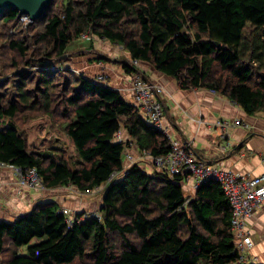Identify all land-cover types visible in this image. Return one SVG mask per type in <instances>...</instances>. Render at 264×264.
<instances>
[{"label":"trees","instance_id":"1","mask_svg":"<svg viewBox=\"0 0 264 264\" xmlns=\"http://www.w3.org/2000/svg\"><path fill=\"white\" fill-rule=\"evenodd\" d=\"M21 16L13 8L0 14V47L17 71L11 94L0 82V163L36 168L46 190L105 188L99 209L71 222L57 201L0 220V264H242L220 184L211 180L187 197L185 174L147 173L139 164L124 171L119 132L154 157L170 152L168 137L117 89L49 67L66 60L73 41L97 37L181 89L210 90L249 116L264 114V0H52L11 34ZM123 68L140 70L127 61ZM23 113L64 120L74 154L31 148L19 130Z\"/></svg>","mask_w":264,"mask_h":264},{"label":"crops","instance_id":"2","mask_svg":"<svg viewBox=\"0 0 264 264\" xmlns=\"http://www.w3.org/2000/svg\"><path fill=\"white\" fill-rule=\"evenodd\" d=\"M79 41L77 47L69 48L68 55L81 52L82 55H75L88 60L86 64L84 60L76 61L78 68H83V75L96 80L97 75L101 73L109 74L107 85L120 91L127 102L136 105L131 80L134 75L127 73L123 63L116 62L119 61L116 57L112 61L99 59L96 54V51H99L96 41ZM127 58V61H131L129 53ZM140 66L148 79L151 78L157 84L165 86L162 99L166 125L175 139L188 140L191 143L192 151L198 160L212 163L233 173L249 175L264 173V114L249 116L225 96L205 89H181L175 78L157 72L150 66ZM236 119L242 121V124L235 125ZM223 120H230V125L224 128L218 123ZM121 133L130 153H137L141 157L143 151L137 148L127 130L123 129ZM224 145L228 146L223 149ZM46 146L61 148V145L57 144ZM135 164H139L147 173L159 170L148 158L139 159ZM184 189L187 193L195 192L189 180L185 181ZM45 190L19 189L13 170L7 166H0V220H14L29 212L38 202L57 201L61 208H67L74 213H89L92 204L97 211L102 201L101 197V200L95 198L92 202L94 197H91V194H85L73 186L47 189L46 191H50L49 195L44 194ZM246 230L253 243L247 251L246 264H264V205L252 217L246 219Z\"/></svg>","mask_w":264,"mask_h":264},{"label":"built area","instance_id":"3","mask_svg":"<svg viewBox=\"0 0 264 264\" xmlns=\"http://www.w3.org/2000/svg\"><path fill=\"white\" fill-rule=\"evenodd\" d=\"M21 20L29 22L31 18L28 15H22ZM82 38L91 39V36L83 34ZM57 65L53 64L51 69L56 70ZM59 67L61 68L62 65ZM102 80H105L102 75L96 78L99 83H102ZM103 83L105 84L104 81ZM161 90V85L153 84L139 75L133 82L135 102L142 117L166 135L171 144V150L168 154L154 157L149 152L144 151L140 160L148 158L157 169L170 175L185 174L184 183L189 180L195 190L211 180L217 181L230 202L232 209L231 224L236 239V248L240 254L239 260L240 263L246 264L247 251L253 245L251 236L246 230V219L252 217L264 205V173L259 175L233 173L212 163L198 160L192 151L191 143L175 139L170 128L166 125L164 106L156 96ZM218 123L224 128L230 125V122L226 120ZM234 124L240 125L242 121L236 119ZM121 138L122 134L119 132L116 139L120 141ZM227 146L224 145L223 149ZM126 152L124 154V171L137 162L130 157L129 150ZM0 166H7L13 170L21 190L46 189L36 168L22 169L5 163H0ZM60 212L68 222L73 221L75 217L73 211L61 208Z\"/></svg>","mask_w":264,"mask_h":264},{"label":"rangeland","instance_id":"4","mask_svg":"<svg viewBox=\"0 0 264 264\" xmlns=\"http://www.w3.org/2000/svg\"><path fill=\"white\" fill-rule=\"evenodd\" d=\"M61 2H63V0H54V3L60 4ZM33 22H34V20H32V19L29 22H25L23 20H20L18 25L14 26V27L12 26L13 28L11 27L10 32H11V34H12V32H17L19 24H20V27H19V29H20L21 27H26L28 25L33 24ZM3 30H4V28L2 27V25H0V34H1V31L6 32ZM5 37L6 36L0 35V45L4 41ZM92 39L94 40V42L95 41L97 42L96 46H97V49L99 51H96V54H97V57H99V59L104 58L108 61H112L113 58L116 57L119 59V61H116V62H119V63H123L124 61L128 60L127 52L124 50V48L122 46L112 44L107 40H103V39L99 40V38L97 39V37H92ZM98 43H99V45H98ZM79 44H80V41L75 40L70 44L69 47L70 48L77 47ZM3 52L5 53V56L2 55ZM112 52H115V54H112ZM9 53H10L9 50L6 47H0V66H4V67H0V82H4L5 87L10 86L11 89H8V87H7L5 89V91H8L9 92L8 94H11V92H13V87H12L13 84H11V83L13 82L12 80H13L14 76H17V71L11 67V65H10L11 61L6 58V57H8ZM75 54L82 55L81 52H78ZM74 55L72 54V55H70V57H69V55L65 56L66 60L63 61L62 63H59L57 65V67H55L56 70H58L60 72L66 70V71H69L70 73H74V74H83V68H78V65H76V61L81 62L82 60H84L85 64H86L88 60L81 58V57H78L79 55H75V56ZM17 58H18V56H17ZM70 58H73V59L70 60ZM78 60H80V61H78ZM127 62H129L130 64H133L134 66L139 67V69H140L139 72L137 74H134V76L131 78L132 82H134L135 78H137V75H139L143 79L145 78L149 82H151L153 84H157V82L153 81V79H151V78L148 79L143 74L140 64H137L132 60L127 61ZM61 65H62V67L60 68L59 66H61ZM22 68L25 70L26 67H22ZM51 68H53V67H49L50 70H51ZM27 70H30V69L28 68ZM67 74H69V73H67ZM90 75L93 76V74H90ZM100 75L105 77V80H102V83L104 81L105 84H107V80L109 79V74L101 73V74L97 75V77ZM58 79H60V77H58ZM60 81H63V78H61ZM159 85H160V83H159ZM161 87H162L161 92L157 93L156 96L158 97V99L161 101V103L163 105L164 102H163L162 96H164L163 93H165V86L162 85ZM24 114L25 113L21 114L22 117L18 120L19 124H21L19 130L23 131L27 134V140H28L29 146L31 148H37V149L46 148V149H48V147L46 145L57 144L59 146L61 145L62 148H60V149L65 151L66 155L70 156L71 154L72 155L74 154L73 143L69 139V137L65 134L63 127H62L64 120L57 119V118L55 119V118L50 117L46 114L38 115L37 117H31L30 115H28V116H30V117H28L27 115H24ZM228 121L231 122L230 120H228ZM140 158L141 157H139L137 160H139ZM120 178H121V175L116 177L117 180ZM18 186H19V184H18ZM104 188H105V186L103 185V186H100L99 188H97L93 191H86L85 194H91V197H94L91 200L92 202H94L95 198L101 200V197L104 193ZM19 189H21L20 186H19ZM44 194L49 195L50 191L45 190ZM185 194L187 197L193 196L192 192H190V193L185 192ZM44 197H46V196H44ZM93 205L94 204H92V208H91L92 210L89 209V211H90L89 213L96 212L97 208H94L95 206H93ZM99 207L100 206H98V208ZM2 256H4V255H2ZM5 257L6 256L2 257V259H4Z\"/></svg>","mask_w":264,"mask_h":264},{"label":"water","instance_id":"5","mask_svg":"<svg viewBox=\"0 0 264 264\" xmlns=\"http://www.w3.org/2000/svg\"><path fill=\"white\" fill-rule=\"evenodd\" d=\"M51 2L52 0H0V14L13 8L21 15H28L32 20H36L43 15Z\"/></svg>","mask_w":264,"mask_h":264},{"label":"bare ground","instance_id":"6","mask_svg":"<svg viewBox=\"0 0 264 264\" xmlns=\"http://www.w3.org/2000/svg\"><path fill=\"white\" fill-rule=\"evenodd\" d=\"M121 134H122V133H121ZM120 141H124V140L121 138ZM187 141H188V140H187ZM192 141H193V140H192ZM128 149H129V147L127 146L126 149H125V153H127L126 150H128ZM129 155H130V157L133 158L134 160H137V159L139 158V156H138L137 153L134 154V153L131 152V153H129ZM124 160H125V157H124ZM120 173H121V172H120Z\"/></svg>","mask_w":264,"mask_h":264}]
</instances>
